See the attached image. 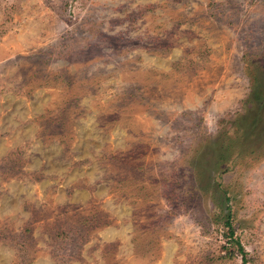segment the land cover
Returning a JSON list of instances; mask_svg holds the SVG:
<instances>
[{
	"label": "rangeland",
	"instance_id": "rangeland-1",
	"mask_svg": "<svg viewBox=\"0 0 264 264\" xmlns=\"http://www.w3.org/2000/svg\"><path fill=\"white\" fill-rule=\"evenodd\" d=\"M264 264V0H0V264Z\"/></svg>",
	"mask_w": 264,
	"mask_h": 264
},
{
	"label": "trees",
	"instance_id": "trees-1",
	"mask_svg": "<svg viewBox=\"0 0 264 264\" xmlns=\"http://www.w3.org/2000/svg\"><path fill=\"white\" fill-rule=\"evenodd\" d=\"M227 224L229 226V230L226 232V236L228 237V241L231 243V244H234L238 247L239 251L241 252L242 254V257H243V260H244V264H246V251H245V248L243 247V244L241 242V240L239 238H235V231L232 227V223L228 220L227 221Z\"/></svg>",
	"mask_w": 264,
	"mask_h": 264
}]
</instances>
